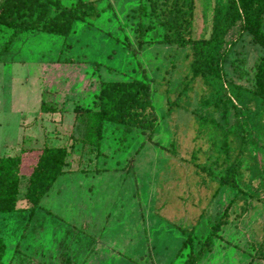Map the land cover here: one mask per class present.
<instances>
[{
  "label": "rangeland",
  "instance_id": "obj_1",
  "mask_svg": "<svg viewBox=\"0 0 264 264\" xmlns=\"http://www.w3.org/2000/svg\"><path fill=\"white\" fill-rule=\"evenodd\" d=\"M81 1L88 13L66 36L29 30L7 43L13 30L0 25V155L71 149L33 212L0 213L4 264H184L231 200L196 264H264V101L248 91L228 100L227 89L193 77L190 45L160 41L157 23L140 45L138 21L147 18L139 5L149 9L148 0ZM195 1L193 36H208L213 5L226 0ZM226 39L236 40L226 80L252 86L261 47L238 26ZM132 79L151 86L155 129L149 135L107 121L99 148L81 147L85 128L75 109L97 107L100 81ZM41 102L58 111L42 112ZM241 117L249 143L233 188L220 178L238 153ZM32 161L24 155L23 173Z\"/></svg>",
  "mask_w": 264,
  "mask_h": 264
},
{
  "label": "trees",
  "instance_id": "obj_2",
  "mask_svg": "<svg viewBox=\"0 0 264 264\" xmlns=\"http://www.w3.org/2000/svg\"><path fill=\"white\" fill-rule=\"evenodd\" d=\"M148 2L149 9L143 3L139 5L140 14L147 18L145 21L140 16L138 21L137 36L140 45L146 34L158 24L162 28L160 41L178 47L190 45L193 77H201L205 83L227 89L225 93L228 100L242 99L243 92L248 91L264 101V0H226L224 3H214L209 35L199 37L193 36L197 14L195 0ZM87 13L88 8L81 0L69 7L63 6L60 0H0V25L13 30L7 43L19 33L29 30L66 36L73 30L74 22L83 19ZM235 26H238L240 36L250 35L252 42L262 50L253 66L250 87L226 80L225 62L230 48L236 43V40L226 39V35ZM96 99L97 107L94 109H75V118L79 117L85 128L84 136L78 143L81 147L88 146L89 151L99 148L104 123L107 121L122 125L126 130L140 129L149 135L157 125L152 89L144 80L100 81ZM40 108L42 112L58 111L54 107H47L44 102L40 103ZM246 122L245 117H241L236 123L237 131L242 132L241 143L238 153L226 168V174L220 178L222 185L233 188L237 186L236 167L240 164L241 152L249 143L243 127ZM224 146L229 151L227 142ZM70 152L67 145H43L39 148H23L15 155H0V213L21 208L33 212L41 198L65 171ZM28 154L33 155L34 161L29 164V172L23 173L22 160ZM20 201H24L23 207L19 206ZM231 204L232 200L220 219L211 226L199 249L196 252L189 251L184 264H196L210 250L220 227L226 222L223 216ZM5 249L6 244L0 237V264H4Z\"/></svg>",
  "mask_w": 264,
  "mask_h": 264
}]
</instances>
